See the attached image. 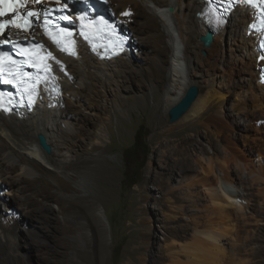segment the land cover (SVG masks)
Here are the masks:
<instances>
[{"label": "rangeland", "instance_id": "1", "mask_svg": "<svg viewBox=\"0 0 264 264\" xmlns=\"http://www.w3.org/2000/svg\"><path fill=\"white\" fill-rule=\"evenodd\" d=\"M134 27L128 29L139 49L133 59L138 75L104 86L96 82L95 91H84L75 100L63 95L65 106L71 102L79 107L78 120L91 132L82 155L90 165H36L34 175L23 179L17 166L8 170L7 184L0 183L1 194H8L6 201L0 194V212L19 223L16 234L0 233V264H264V134L262 142L255 141L261 137L256 129L264 131L259 122L264 117L252 101L245 107L250 118L240 113V92L248 90L240 82L243 75L232 64L208 69V78L227 94L224 101L215 104L201 124L170 123L163 101L167 79L153 71L160 60L167 66L171 47L165 40L161 46L156 42L152 28H161L152 18H140ZM228 37L225 56L231 47ZM201 54L206 57L207 51ZM191 85L199 94L206 90L197 80ZM211 115L218 123H206ZM246 124L248 130H243ZM139 131L149 154L136 160L131 151ZM188 137L193 147L185 143ZM71 156L76 158L75 153ZM235 156L238 165L232 162ZM225 163L247 203L240 207L238 200H230L234 214L229 222L217 216L201 184L204 177L217 186L225 181ZM128 164L139 181L126 180ZM258 174L260 179L253 178ZM47 195L53 200L45 199ZM202 240L217 242L219 254L204 252L211 246Z\"/></svg>", "mask_w": 264, "mask_h": 264}, {"label": "bare ground", "instance_id": "2", "mask_svg": "<svg viewBox=\"0 0 264 264\" xmlns=\"http://www.w3.org/2000/svg\"><path fill=\"white\" fill-rule=\"evenodd\" d=\"M109 1L114 6L117 18L127 24L130 29L135 28L134 25L138 23L140 18H152L157 21L161 31L158 32L156 27L152 28V31L155 33L154 37L156 42L160 45L165 40L167 45L171 47L167 66H165V59L160 60L157 68L153 71L158 78L165 75L167 79V86L163 93L165 111L170 110L171 107L180 101L190 82L197 80L206 88L204 93L198 94L190 109L178 120L179 122L183 121V124L187 123L192 125L201 124V122H204V115L213 109L215 104H221L224 101L227 94H224L223 88H216V85L212 81L214 79L210 80L208 78V69H213L217 65L222 66L228 64H232L240 76L243 75V78H239L240 82L247 84L248 87L247 91L242 90L240 92L241 96H243V103L241 108H239L240 113L250 118L252 114L245 107L248 101H252L255 104L256 110L264 117V86L258 84L259 72L257 70L262 64L256 62L257 56L255 55V46L258 40L253 36L247 35V24L252 20V13L249 10L237 8L224 20L223 24L208 25L200 18V14L204 10L205 0ZM28 3L32 5V12L38 13L41 6L47 5L50 2L26 0L24 6L17 11L23 12L30 10ZM36 3L40 6H36ZM169 8L173 9L172 12H169ZM11 15L2 17L0 20L11 19ZM210 29L214 32L213 41L209 47H205L200 41V37L204 36ZM8 32L13 39L25 36V34L13 27H10ZM227 35L229 36L228 44L231 47L228 56H225L224 44L226 43ZM138 50L134 41L131 47V54L126 53L122 56L106 60L98 52L80 47V54L76 59L68 58L66 60L67 74H58L56 88L45 89L40 96L39 106L37 108L31 112L20 111L18 114L8 116L0 113V183L7 184L11 174L9 171L15 169L17 166L21 168V179L34 175L33 168L36 165H43L44 167L49 165L55 169H82L88 167L90 161L82 159V155L85 153L83 144L90 139L91 132L87 128V125L78 120L79 107L73 106L71 102L69 107L65 106L63 103V95L70 96L71 100H75L78 97L81 98V93L84 91H88L89 89L90 91L92 89L95 91L97 88L96 82L104 86L112 82L127 79L130 75H138V68L133 61L136 58ZM202 50L207 51L206 57L202 56ZM160 51L161 56H167V51L164 47H160ZM130 78L131 81L134 80L132 77ZM230 89L232 90V87L227 90L229 91ZM110 91L114 93L116 88L113 90L110 89ZM71 108L74 109L73 113ZM213 115L208 116L206 123L217 122L216 117ZM231 118L233 119V116ZM248 122L250 125V120ZM259 122L264 124V121L259 120ZM206 123L204 124L207 125ZM243 130H248L247 124ZM256 132L261 137H256L255 141L262 142L264 131L256 129ZM39 134L44 135L48 144L51 145V155H46L40 149L37 142V136ZM191 141L193 142V138L188 137L186 139L185 143L189 145H187L188 147H193L189 143ZM96 147L94 146L92 149L94 150ZM74 148L78 150L74 152ZM73 153H75L76 158L72 160L71 155ZM232 162H236L238 165L236 156ZM14 164L16 165L14 166ZM223 167L225 169V181H218L219 185L217 186L210 178L204 177L201 184L211 197L210 201L212 204L216 206L218 210L217 216L229 222L234 214V210H232L234 206H232V203L234 204L235 200H232H238L240 207L246 206V193L234 185L235 179L230 174V166L225 163ZM242 168L239 163V169L243 171L244 168ZM207 173L211 174L210 172ZM253 178L257 180V178L260 179V176L258 174L257 176H253ZM18 180L20 179L18 178ZM55 180L61 182L62 178L57 176ZM12 183L13 181L10 185H13ZM1 195L5 196L3 200L6 201L8 194L3 193ZM45 199L53 200V197L47 195ZM7 219L0 212V233L1 236L4 235L5 237L9 233L16 234L19 229L17 220L10 222L11 218ZM209 239L211 240V238ZM204 241L205 246L206 244L211 246L205 247L206 251L204 252L209 251L219 254L220 248L217 247L216 241L213 244L209 241ZM2 245L0 242V247ZM9 246L11 245L9 244Z\"/></svg>", "mask_w": 264, "mask_h": 264}, {"label": "snow or ice", "instance_id": "3", "mask_svg": "<svg viewBox=\"0 0 264 264\" xmlns=\"http://www.w3.org/2000/svg\"><path fill=\"white\" fill-rule=\"evenodd\" d=\"M243 2L251 4L253 0H243ZM25 3H26V0H0V18L9 16L10 14H12L11 19L3 20L2 22H0V35H4L5 29L10 26L20 28L22 26L21 21L24 22L25 30L27 29V27L31 26L29 18L36 16L38 13L27 11L26 15H21L17 10L23 7ZM125 15H127V13H125ZM63 19L66 20L67 17H63ZM102 22L107 23L106 21H103V20ZM217 22L218 23L221 22L219 17L217 18ZM5 59H8L5 56V54L0 53V71H3V63ZM45 70H47V68H45ZM24 75H27V73H24Z\"/></svg>", "mask_w": 264, "mask_h": 264}, {"label": "water", "instance_id": "4", "mask_svg": "<svg viewBox=\"0 0 264 264\" xmlns=\"http://www.w3.org/2000/svg\"><path fill=\"white\" fill-rule=\"evenodd\" d=\"M200 41L205 47H209L213 41L212 32L208 30L204 36L200 37ZM198 94L199 89L196 85H191L187 88L184 96L180 99V101L176 105L171 107V109L168 111L170 123H175L176 121H178L190 109ZM37 142L40 149L46 155L52 154V147L48 144L47 139L44 135L39 134L37 136Z\"/></svg>", "mask_w": 264, "mask_h": 264}, {"label": "trees", "instance_id": "5", "mask_svg": "<svg viewBox=\"0 0 264 264\" xmlns=\"http://www.w3.org/2000/svg\"><path fill=\"white\" fill-rule=\"evenodd\" d=\"M134 156H135V159L138 160L140 154L143 156V157H146L148 154H149V147H148V144H147V141H146V138L144 136L141 135V132L139 131L136 135V139H135V143H134V146H133V150L131 151ZM134 159V161H135ZM131 167H129V164L127 166V169H126V174H125V178L126 180L127 179H135V181H139L140 179V175H137L135 173V177L131 174ZM136 182H133V183H136Z\"/></svg>", "mask_w": 264, "mask_h": 264}]
</instances>
